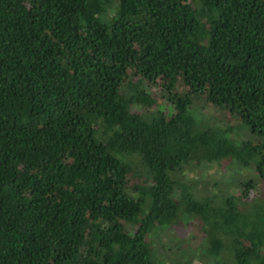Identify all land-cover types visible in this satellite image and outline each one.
Returning <instances> with one entry per match:
<instances>
[{"label": "trees", "instance_id": "1", "mask_svg": "<svg viewBox=\"0 0 264 264\" xmlns=\"http://www.w3.org/2000/svg\"><path fill=\"white\" fill-rule=\"evenodd\" d=\"M168 227L264 264V0H0V264H185Z\"/></svg>", "mask_w": 264, "mask_h": 264}, {"label": "rangeland", "instance_id": "2", "mask_svg": "<svg viewBox=\"0 0 264 264\" xmlns=\"http://www.w3.org/2000/svg\"><path fill=\"white\" fill-rule=\"evenodd\" d=\"M190 112L196 119L209 124L219 127L228 125L226 118L217 108L207 105L200 99L193 103ZM246 171H248L246 168L235 162L225 161L219 167L208 165L186 170L185 177L206 180L213 190L218 186L235 192L238 180ZM178 234H182L183 237H178ZM189 235L190 231L184 232L181 227H168L159 231L156 242L163 248L162 252L166 260H176L185 264H206L208 262L207 259L199 256V245L188 240Z\"/></svg>", "mask_w": 264, "mask_h": 264}]
</instances>
